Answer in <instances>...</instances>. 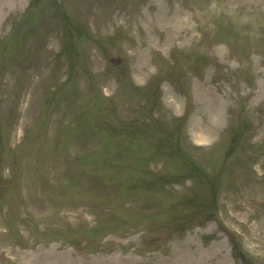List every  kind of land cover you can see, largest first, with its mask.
<instances>
[{
	"label": "rangeland",
	"instance_id": "rangeland-1",
	"mask_svg": "<svg viewBox=\"0 0 264 264\" xmlns=\"http://www.w3.org/2000/svg\"><path fill=\"white\" fill-rule=\"evenodd\" d=\"M31 259L264 264V0H0V264Z\"/></svg>",
	"mask_w": 264,
	"mask_h": 264
},
{
	"label": "bare ground",
	"instance_id": "bare-ground-1",
	"mask_svg": "<svg viewBox=\"0 0 264 264\" xmlns=\"http://www.w3.org/2000/svg\"><path fill=\"white\" fill-rule=\"evenodd\" d=\"M210 134H207V136L204 134L203 135V139H205V137L207 138ZM29 264H35V261L33 259H31Z\"/></svg>",
	"mask_w": 264,
	"mask_h": 264
}]
</instances>
